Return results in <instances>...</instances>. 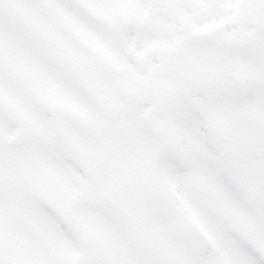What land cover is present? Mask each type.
I'll return each instance as SVG.
<instances>
[{"label":"snow or ice","instance_id":"snow-or-ice-1","mask_svg":"<svg viewBox=\"0 0 264 264\" xmlns=\"http://www.w3.org/2000/svg\"><path fill=\"white\" fill-rule=\"evenodd\" d=\"M162 24L200 86L264 116V0H0V264H264V145L251 182L154 164L129 189L104 160L106 101Z\"/></svg>","mask_w":264,"mask_h":264},{"label":"rangeland","instance_id":"rangeland-1","mask_svg":"<svg viewBox=\"0 0 264 264\" xmlns=\"http://www.w3.org/2000/svg\"><path fill=\"white\" fill-rule=\"evenodd\" d=\"M214 26L216 25L209 24L197 29L189 22L190 34L193 36H204L193 32L208 30ZM169 31L170 25H160L157 37L144 49L145 55L154 58L153 63L147 66L138 63L137 74L122 85L119 101L108 100L120 109H126L130 105L129 110L136 112L132 122L127 124L132 139L139 140L131 157L137 154L140 160L152 159L153 151L157 153L154 164H162L170 170L187 172L195 163L200 169L229 167L241 178L249 182L255 180L258 175V153L264 145V116L251 105L233 110L229 107L231 100L225 93L211 86H200L199 82L210 78L209 74L202 68L183 66L180 54L174 53V48L165 42L164 37ZM246 37L247 34H241V39ZM166 62L170 68H167ZM162 69L173 96L167 109L163 113H157L153 110L150 95H140V92L148 89ZM236 70L241 77L248 75L239 65ZM181 72L188 74L190 78L186 76L185 85L173 89L172 82L180 80ZM192 77H199L196 87L192 83ZM133 100L137 110L131 104ZM137 112L142 113V116H138ZM161 125L163 131L159 133L162 136H159L155 131ZM111 128L109 126V129H105L108 130L106 133ZM144 136H148L151 142L143 141L146 140ZM176 146H182L184 152H177ZM132 159L134 161L133 157ZM110 160L105 161L109 167L117 164ZM123 161L122 158L121 166L125 168ZM118 164L120 165L119 162ZM133 172L141 171L138 168ZM132 179L135 180L136 176H132Z\"/></svg>","mask_w":264,"mask_h":264},{"label":"flooded vegetation","instance_id":"flooded-vegetation-1","mask_svg":"<svg viewBox=\"0 0 264 264\" xmlns=\"http://www.w3.org/2000/svg\"><path fill=\"white\" fill-rule=\"evenodd\" d=\"M166 66L167 68H169V65L167 64V62H166ZM180 75L182 76L180 80L178 81H182L183 85H185L187 78H190V76L182 72L180 73ZM164 76H165V72L162 69L156 74L155 78L156 79L162 78L164 80L165 79ZM198 79L199 77H196V78L192 77L191 80H192L194 87L197 86ZM148 83L150 84L151 82L149 81ZM127 87H130V85ZM106 103L108 106L106 115L104 117L106 123H105V126L102 128V130L104 131H101V134H100L102 154H103L105 161L110 160V158H113L114 160H110V161L116 162L117 164L119 162L120 166H121V160L123 158L124 160L123 164L125 167L124 169L126 171L125 179H126L127 185H129L131 189L135 181L137 179H140V176L138 175V173L133 172V171H136L139 168L140 171L142 172L146 167H150L154 165L155 158H153V160H149V158H146L145 160H140L138 158H135L133 161L132 157H130L131 156L130 154H133L136 151L135 149L133 150V148L137 147L139 140L132 139L133 136L129 133H121L122 123L126 124V120L123 121L122 118L120 117L119 107L115 106V104L109 101H106ZM109 126H112V128L110 129L111 133H106V131L108 130H105V129H109ZM123 129L127 131L126 128H123ZM158 135L162 136V134H158ZM144 137L146 138V140H143V141L151 142V140L148 139V136H144ZM161 146H164V143H161ZM151 152L153 154V151ZM131 175L136 176V179L135 180L132 179Z\"/></svg>","mask_w":264,"mask_h":264},{"label":"water","instance_id":"water-1","mask_svg":"<svg viewBox=\"0 0 264 264\" xmlns=\"http://www.w3.org/2000/svg\"><path fill=\"white\" fill-rule=\"evenodd\" d=\"M152 89L160 90V92L162 93V95L166 101L167 97L169 96V91H168L167 87H161V84L158 82V83H156V87H153Z\"/></svg>","mask_w":264,"mask_h":264}]
</instances>
